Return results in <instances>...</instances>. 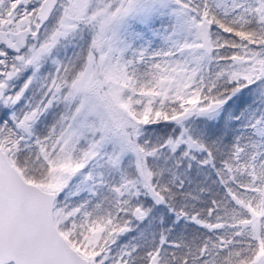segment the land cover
Here are the masks:
<instances>
[{"label":"snow or ice","instance_id":"6c2138e0","mask_svg":"<svg viewBox=\"0 0 264 264\" xmlns=\"http://www.w3.org/2000/svg\"><path fill=\"white\" fill-rule=\"evenodd\" d=\"M0 264H264V0H0Z\"/></svg>","mask_w":264,"mask_h":264}]
</instances>
